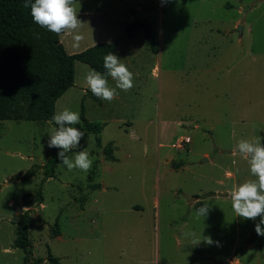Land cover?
<instances>
[{
  "label": "rangeland",
  "instance_id": "obj_1",
  "mask_svg": "<svg viewBox=\"0 0 264 264\" xmlns=\"http://www.w3.org/2000/svg\"><path fill=\"white\" fill-rule=\"evenodd\" d=\"M72 6L83 39L77 46L74 33H61L65 50L116 43L126 56L113 54L133 73V87L117 89L110 102L94 97L85 83L92 69L75 61L74 85L58 98L55 113L67 108L80 115L83 107L89 121L103 126L98 134L82 130L80 148L67 153L87 151L91 169L69 171L58 160L39 205L26 207L22 198L38 190L48 134L57 126L0 121V264H23L24 252L12 243L25 209L32 264H222L230 258L264 264L256 219L236 216L229 195L254 179L236 145L264 137V0H74ZM137 19L156 28V53ZM131 24L130 36L125 25ZM81 126L82 119L74 125ZM184 136L190 138L184 148H173ZM106 144L113 159L103 155ZM34 164V176L17 178ZM203 204L208 214L197 216Z\"/></svg>",
  "mask_w": 264,
  "mask_h": 264
},
{
  "label": "trees",
  "instance_id": "obj_2",
  "mask_svg": "<svg viewBox=\"0 0 264 264\" xmlns=\"http://www.w3.org/2000/svg\"><path fill=\"white\" fill-rule=\"evenodd\" d=\"M136 23L143 31L148 48L156 53V28L144 19H137ZM133 27L134 24L125 25L129 35ZM59 36L32 20L30 7H24V0H0V121H52L56 101L74 84L75 61L85 63L101 74L106 73L103 57L114 53L117 48L115 43L96 42L78 52L68 53ZM80 117L81 131L98 134L102 129V123L89 121L83 115V107ZM96 142L99 146L98 138ZM109 144L102 147L105 159H113ZM58 151L55 147L49 149L47 159L41 166L42 178L38 190L35 196L25 195L22 198L24 206L42 203V186L45 180L55 175ZM37 168L38 165L34 164L17 178L27 180L36 174ZM260 219L256 218V224ZM31 221L29 209L18 213L12 245L24 252L23 264H32V244L29 239ZM261 227L264 228V225ZM57 234L58 229L54 228L52 235ZM253 234L257 236L255 229ZM49 259L57 260L56 257ZM39 261L37 259L34 263L38 264Z\"/></svg>",
  "mask_w": 264,
  "mask_h": 264
},
{
  "label": "clouds",
  "instance_id": "obj_3",
  "mask_svg": "<svg viewBox=\"0 0 264 264\" xmlns=\"http://www.w3.org/2000/svg\"><path fill=\"white\" fill-rule=\"evenodd\" d=\"M74 0H24V7H30L32 20L42 28L57 35L69 32L74 33L73 41L78 46L83 37L77 32L82 22L77 18V10L73 5ZM105 74L96 70H90L85 77V83L91 93L105 101H112L117 95V89L129 91L133 87V73L120 59L112 52L103 57ZM108 77L115 82V87H110ZM57 127L52 128L48 134L47 141L49 148L59 149L57 158L66 166L69 171L79 169L87 173L93 164L90 154L85 150H79L74 157L67 153L80 148V141L85 133L74 125L80 124L81 118L78 112L67 108L52 116ZM264 137L258 136L255 142L241 140L236 145L234 152L243 157L254 179L234 185L230 190L231 206L236 216L255 220L260 217V222L255 225L257 235L264 236V145L261 140ZM209 206L203 204L195 210L197 216L205 217L208 214ZM192 236V233H186ZM205 243L212 244L210 237L202 238ZM201 239H194L193 244H198Z\"/></svg>",
  "mask_w": 264,
  "mask_h": 264
},
{
  "label": "built area",
  "instance_id": "obj_4",
  "mask_svg": "<svg viewBox=\"0 0 264 264\" xmlns=\"http://www.w3.org/2000/svg\"><path fill=\"white\" fill-rule=\"evenodd\" d=\"M190 141L189 136H184L182 138H179L175 143H173V148L181 149L184 148V144H187Z\"/></svg>",
  "mask_w": 264,
  "mask_h": 264
},
{
  "label": "crops",
  "instance_id": "obj_5",
  "mask_svg": "<svg viewBox=\"0 0 264 264\" xmlns=\"http://www.w3.org/2000/svg\"><path fill=\"white\" fill-rule=\"evenodd\" d=\"M131 36V35H130ZM94 44V43H93ZM116 44V43H115ZM117 45V44H116ZM115 51H117L118 53H122V54H124V56H126V51L123 53V51H122V49L119 47V46H117V48H116V50ZM114 51V52H115ZM74 85V84H73ZM170 155V154H169ZM167 153H165V155H164V161L166 162V163H168V159H169V157L168 158H166L167 156H169ZM171 158V157H170ZM230 259H232V260H234V258H230ZM229 259V260H230ZM232 260H231V262H230V264H237L238 262H237V259H235V263L233 262L232 263Z\"/></svg>",
  "mask_w": 264,
  "mask_h": 264
},
{
  "label": "water",
  "instance_id": "obj_6",
  "mask_svg": "<svg viewBox=\"0 0 264 264\" xmlns=\"http://www.w3.org/2000/svg\"><path fill=\"white\" fill-rule=\"evenodd\" d=\"M237 29H238V31H239V33H240V32H241V30H240V26H239V25H238ZM231 260H232V259H230V260H227V261H225V262H224V263H222V264H230Z\"/></svg>",
  "mask_w": 264,
  "mask_h": 264
}]
</instances>
